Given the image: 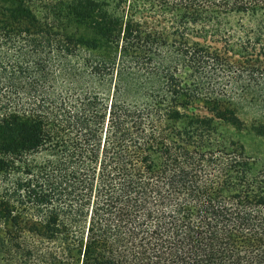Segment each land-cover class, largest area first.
<instances>
[{"label":"trees","instance_id":"16d2710c","mask_svg":"<svg viewBox=\"0 0 264 264\" xmlns=\"http://www.w3.org/2000/svg\"><path fill=\"white\" fill-rule=\"evenodd\" d=\"M225 128L264 144V0H0V264H264Z\"/></svg>","mask_w":264,"mask_h":264},{"label":"rangeland","instance_id":"374dc122","mask_svg":"<svg viewBox=\"0 0 264 264\" xmlns=\"http://www.w3.org/2000/svg\"><path fill=\"white\" fill-rule=\"evenodd\" d=\"M247 117L248 115L245 116L243 119L247 120ZM225 131L231 134L234 138L244 142L245 149L248 154L252 155L254 158L262 156L261 152L264 150V144H262L261 141H259L258 139H254L245 132H236L235 130L228 128H225Z\"/></svg>","mask_w":264,"mask_h":264}]
</instances>
